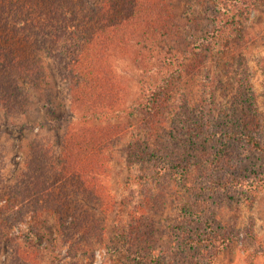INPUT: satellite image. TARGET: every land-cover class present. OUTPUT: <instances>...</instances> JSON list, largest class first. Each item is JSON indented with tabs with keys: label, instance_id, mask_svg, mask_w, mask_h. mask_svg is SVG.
Wrapping results in <instances>:
<instances>
[{
	"label": "rangeland",
	"instance_id": "374dc122",
	"mask_svg": "<svg viewBox=\"0 0 264 264\" xmlns=\"http://www.w3.org/2000/svg\"><path fill=\"white\" fill-rule=\"evenodd\" d=\"M163 1L166 31L131 39L127 53L111 59L115 103L80 105L42 57L44 85L20 78L26 105L0 109L6 184L35 144H49L59 161L71 129L113 131L95 177L104 200H79L95 222L87 243L70 254L53 213L24 216L0 237V264H22L23 251L24 264H199L191 239L205 228L229 237L214 264H264V185L209 189L216 179L264 173V153L244 141L252 135L264 144V0Z\"/></svg>",
	"mask_w": 264,
	"mask_h": 264
},
{
	"label": "trees",
	"instance_id": "16d2710c",
	"mask_svg": "<svg viewBox=\"0 0 264 264\" xmlns=\"http://www.w3.org/2000/svg\"><path fill=\"white\" fill-rule=\"evenodd\" d=\"M235 16L229 17L228 29L235 24ZM168 20L163 0H103L98 7L89 0H0V109L20 112L26 105L20 78L35 87L44 85L42 57L50 60L80 105L115 103L120 87L111 72L112 57L127 53L135 37L165 32ZM112 134L109 127L71 129L62 141L59 161L49 144H35L24 170L11 184L3 179L0 158V237L24 216L35 220L53 213L68 252L75 254L84 246L95 222L79 200H104L95 177L105 162L103 152L111 145ZM244 141L251 151L264 153V144L252 135ZM263 185L264 173L247 180L216 179L209 189L225 191L232 186L253 191ZM195 232L191 242L202 252L199 264H214L229 237L212 228ZM27 256L23 251L17 261L24 264Z\"/></svg>",
	"mask_w": 264,
	"mask_h": 264
}]
</instances>
